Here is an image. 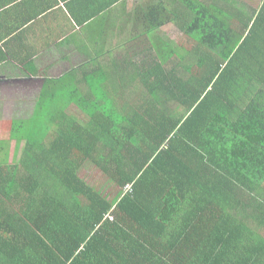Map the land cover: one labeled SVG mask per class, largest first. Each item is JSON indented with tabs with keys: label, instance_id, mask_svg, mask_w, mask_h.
Returning a JSON list of instances; mask_svg holds the SVG:
<instances>
[{
	"label": "trees",
	"instance_id": "trees-1",
	"mask_svg": "<svg viewBox=\"0 0 264 264\" xmlns=\"http://www.w3.org/2000/svg\"><path fill=\"white\" fill-rule=\"evenodd\" d=\"M248 11L140 0L106 67L46 76L13 122L20 160L0 163V264H264V0ZM209 15L236 41L216 31L219 52L172 61L162 28ZM91 163L114 194L80 174Z\"/></svg>",
	"mask_w": 264,
	"mask_h": 264
},
{
	"label": "crops",
	"instance_id": "crops-1",
	"mask_svg": "<svg viewBox=\"0 0 264 264\" xmlns=\"http://www.w3.org/2000/svg\"><path fill=\"white\" fill-rule=\"evenodd\" d=\"M132 16L129 0H0V94H29L39 83L36 101L27 106L32 109L46 76L106 67L112 54L131 44L124 30Z\"/></svg>",
	"mask_w": 264,
	"mask_h": 264
},
{
	"label": "rangeland",
	"instance_id": "rangeland-1",
	"mask_svg": "<svg viewBox=\"0 0 264 264\" xmlns=\"http://www.w3.org/2000/svg\"><path fill=\"white\" fill-rule=\"evenodd\" d=\"M262 1L263 0H221V5L224 6L225 3L231 2L241 12L245 11L246 13H248V9L259 10L262 5ZM129 3L131 4L132 11L134 13L137 7V0H129ZM243 5H245V7ZM213 18L214 17L211 15L202 18L204 21L213 26L211 29L205 30L201 25L194 26V33L190 34V36L184 35V33L177 26L171 29L166 27L168 30L162 29L159 32V35L164 36V39H166L169 44H171V47L174 51L172 61H180L177 53L186 54V50L196 42L210 45L219 52V50L221 49L219 46V41L221 39L216 38V31L221 35L224 34V40H226V42H231L232 38L233 41H236L238 33H231L229 29H223L219 24L217 25L216 22L213 21ZM210 20L214 23L212 24ZM230 35L232 36L231 38ZM189 61H194V58H192V56L190 55H186V59L182 60L183 63H188ZM55 66L56 64L53 67ZM53 71L55 72H49H58L57 69H53ZM39 76H43V73H41ZM37 80L41 82L42 78H38ZM38 86L39 83L32 84L33 90L30 89L31 92H29V94H27L26 90H23V92H21L20 90H13L12 92H9L7 94H0V163L2 162L3 155L6 153L7 148H9L10 162H17L21 158L24 141H22L20 147L17 149V140L12 133L14 128L13 122L19 124L20 119H26L31 115L32 110L27 106L31 105L30 102H32V100H35V95H37L35 91L36 89H38ZM67 112L77 120L83 123L86 122V117H84L78 109L71 107L67 110ZM22 122L24 123L25 120H23ZM14 133L19 134V132ZM80 174L83 175V178L89 183V185L100 191H107L108 189L109 193L114 194L118 190L117 186H115L112 182H109L107 177H105L102 172L94 166L93 163L89 164V166L86 167V170L81 172Z\"/></svg>",
	"mask_w": 264,
	"mask_h": 264
}]
</instances>
